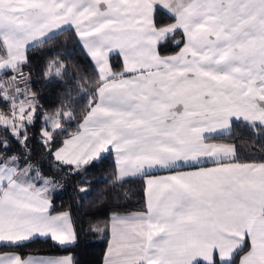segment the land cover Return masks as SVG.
Listing matches in <instances>:
<instances>
[{"label": "snow or ice", "instance_id": "6c2138e0", "mask_svg": "<svg viewBox=\"0 0 264 264\" xmlns=\"http://www.w3.org/2000/svg\"><path fill=\"white\" fill-rule=\"evenodd\" d=\"M158 7L171 24L157 21ZM9 8L25 15H11ZM64 26L76 36L97 86L75 134L65 127L74 115L61 122L58 111L44 116L41 142L55 162L67 166L65 177L86 174L103 153L114 152L110 228L92 229L109 234L103 264H194L178 254L200 235L218 242L210 256L195 260L217 264L218 253L219 264H264V149L255 153L261 162L241 164L236 141L191 154L177 147L198 114L180 98L189 89L206 101V112L250 106L261 113L250 123L264 128V0H157L148 22L141 18L138 0H0V57L9 58L7 66L0 63V102L21 97L27 102L19 109V124L0 111V126L10 128L26 150L23 157L9 155L11 142L0 139V249L19 250L37 239L67 247L76 239L70 212L49 211L50 193L60 181L45 176L27 148L38 98L26 95L31 91L30 76L23 74L26 46L47 42ZM169 40L179 52L161 58L158 49ZM14 41L15 51L9 46ZM113 54L121 59L122 71L113 69ZM62 74L58 69L56 76ZM10 111L17 109L11 105ZM234 120L240 116H229L226 126L217 127L218 120L202 119L199 140L215 139L224 127L230 136ZM56 135L67 138L53 150ZM182 165L195 170L181 171ZM157 171L168 174L157 176ZM136 178L144 182V207L129 211L132 194L124 184ZM0 264H73V258L15 251L0 253Z\"/></svg>", "mask_w": 264, "mask_h": 264}, {"label": "trees", "instance_id": "16d2710c", "mask_svg": "<svg viewBox=\"0 0 264 264\" xmlns=\"http://www.w3.org/2000/svg\"><path fill=\"white\" fill-rule=\"evenodd\" d=\"M156 19L163 24L173 22L160 8L156 11ZM179 35L177 33L178 37ZM177 50L179 47L172 46L171 40L158 49L161 56L173 54ZM25 54L28 63L23 66V74L26 77L30 76L31 79L30 96L34 95L38 98L35 123L27 128V148L31 149L30 160L34 165L42 166L45 176L55 177L57 181H60L57 190L50 193V212H70L76 239L67 247L54 244L50 239L47 241L37 239L25 248L19 250L3 248L0 252L32 251L35 253L39 251L45 255H71L73 264H101L108 233L92 229L93 226L96 228L107 226L112 196L110 181L114 178L112 155L109 152L102 155L98 162L88 166L86 174L81 172L79 175L65 177L68 171L67 166L55 162L53 157L46 153V147L41 142L42 116L55 109H61V105H65L61 110L65 109L69 111V116L75 117L70 127L66 125L67 133L76 132L78 123L87 112L86 107L91 93L96 89L97 77L88 60L81 53V46L77 43L75 35L69 29L48 37L45 43L40 42L27 48ZM110 63L115 71H121V60L118 55L113 54ZM58 69L63 73L61 76H56ZM16 71L19 72V66L16 67ZM7 75L10 76L12 73L8 72ZM20 79L22 82L23 77ZM0 111L3 116H8L10 102L8 104L0 102ZM230 131V136L228 133H223L216 135L215 139L207 140L230 145L232 141H236L240 148L239 163L261 162L260 155L255 153L264 149V128L259 124L235 121L231 124ZM254 133H259V137ZM65 137L67 136L56 135L53 150ZM4 138L11 142L8 148L9 155L16 153L21 157L25 156L26 150L13 139L9 129L5 131L4 127L0 126V139ZM249 152L253 154L249 155ZM124 188L129 189L132 194L131 201L127 205L128 210L142 209L144 207L143 180L136 178L124 184Z\"/></svg>", "mask_w": 264, "mask_h": 264}, {"label": "crops", "instance_id": "0c3cea01", "mask_svg": "<svg viewBox=\"0 0 264 264\" xmlns=\"http://www.w3.org/2000/svg\"><path fill=\"white\" fill-rule=\"evenodd\" d=\"M156 2H157V0H138L139 8L141 10V18H142V20L144 22H148L149 21V18L151 17V15L153 13V5ZM159 2L161 4H163V3H165V0H159ZM14 7H23V6L17 5V6H14ZM8 12L11 15H19L21 17H23L25 15V13L23 11H13V8H9ZM171 23L172 22H170L168 24H165V25H169ZM69 27L70 26H64L61 30H58V31L50 34L49 37L54 35V34H56V33H58V32H61L63 30L69 29ZM31 35H39V33L38 32H34ZM28 38H30V36ZM16 44H17V42L14 41V42H12L9 45L13 49V51H15ZM36 44H38V43H33L32 45H28V46H26V49L31 47V46H33V45H36ZM178 52H179V50H177L175 53L170 54V55H174V54H176ZM166 56H169V55L161 56V58H164ZM8 59L9 58L7 56H4L3 60H0V63H3L5 66H7ZM122 69H123V64H122V61H121V71H122ZM3 71L4 70H0V73H2ZM127 75H130V74H126V76ZM180 98H183L190 105V111L192 113H198L197 115H193L191 117V119L193 120L192 126L189 127V128H186L181 133V135L179 137L180 143L177 144L178 148H180L182 150H185V151H189L190 154L193 153V152H197L199 150H202L204 147H206L208 145H230V144H225V143L213 142V141H210V140H207V139L199 140V138H198V129L200 127L199 122L202 119H205L207 117L209 120H218V123H216L215 126L221 127V126H226L227 125V121H228L229 116L239 115L240 116V120L239 121L243 122V123H246L245 120H244L245 116L248 118L249 123L251 121L257 120L261 116V113L259 111L254 110L253 108H251L250 106H248L246 104H235V105H231L230 104V105H226V106H224L222 108H217V109H215L212 112H206V109H207L206 101L201 100L200 97H199V93L196 90H194V89H189L188 91L184 92L182 94V97H180ZM86 116H87V112L84 114L83 118L80 120L78 125L80 123H82V121L84 120V118ZM233 122H235V120ZM78 125H77V127H78ZM227 131H228V129L226 127H224L223 131L218 133V134L227 133ZM218 134H216V135H218ZM65 138H67V137H65ZM65 138H63V139H65ZM59 146H60V144H59ZM106 153H103L102 155H104ZM109 153H111L113 161H114L115 160L114 152L109 151ZM190 163H194V161H190ZM241 164H243V163H241ZM202 166H204V167H212L213 165L211 163H205ZM180 170L181 171H191V170H195V169L191 165H189V166H183L182 165ZM167 174L168 173L162 172V171H157L155 173V175H157V176L167 175ZM143 190H144V182H143ZM143 194H144V191H143ZM144 200H145V197H144ZM49 211H50V209H49ZM50 213L55 215V214H59L61 212H50ZM109 215H110V213H109ZM109 215H108V218H107V227L110 228ZM5 236L7 237V230H5ZM108 239H109V234H108ZM108 239H107V243L105 245V248L103 250L101 264H103L104 256H105V253L107 251ZM217 242L218 241L216 239H214L213 237H211L209 235L197 236L190 243H188L183 249L180 250V252L178 254L179 258L182 259V260H185V261L192 259V260H194V264H204V262H200L198 260H195L194 258H197V257H200V256H205V257L210 256L211 255V249H212L214 244H217ZM0 253L10 254V253H13V252H0ZM46 256H48L50 258H53V259H59V258H63V257L68 256V255H58V256L46 255ZM214 259L216 260V262L219 263L218 253H214Z\"/></svg>", "mask_w": 264, "mask_h": 264}, {"label": "rangeland", "instance_id": "374dc122", "mask_svg": "<svg viewBox=\"0 0 264 264\" xmlns=\"http://www.w3.org/2000/svg\"><path fill=\"white\" fill-rule=\"evenodd\" d=\"M0 60H3V58H0ZM9 95H11V94H9ZM26 95H30V94L27 93ZM11 105L14 106L17 109V111L16 112H11L10 111V114L8 116H3V117H4L5 120H11V118L13 116H15L16 119H15L14 123L19 124V121H20V112H19V109L22 106H26L27 105V102H26V100H25L24 97H21V98L16 99L15 101H10V108H11ZM56 110L57 109H55L53 112H51L49 114H45V115L53 116L54 117V116H56V114L58 113V111H60L59 120L61 122L65 121L66 118H68L69 115H70L69 111H67L65 109L64 110L59 109L57 111ZM45 115L42 116L41 121L44 119V116ZM24 118L27 119V117H24ZM66 125H67V122H65V127H66ZM2 127H4V126H2ZM47 130L50 131V132L53 131V129L51 127V124L48 125ZM9 131L11 132V129L10 128H9ZM41 135H42V130H41ZM41 139H42V136H41Z\"/></svg>", "mask_w": 264, "mask_h": 264}]
</instances>
